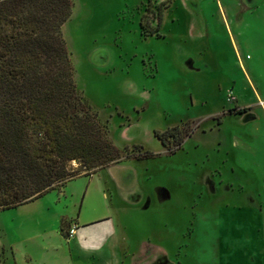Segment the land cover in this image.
<instances>
[{
	"label": "rangeland",
	"instance_id": "1",
	"mask_svg": "<svg viewBox=\"0 0 264 264\" xmlns=\"http://www.w3.org/2000/svg\"><path fill=\"white\" fill-rule=\"evenodd\" d=\"M72 2L79 91L124 154L160 157L0 211V264H78L63 219L111 220L108 264H264V0ZM188 122L172 154L155 132Z\"/></svg>",
	"mask_w": 264,
	"mask_h": 264
},
{
	"label": "trees",
	"instance_id": "2",
	"mask_svg": "<svg viewBox=\"0 0 264 264\" xmlns=\"http://www.w3.org/2000/svg\"><path fill=\"white\" fill-rule=\"evenodd\" d=\"M72 8V0H0V211L122 161L160 157L141 145L124 154L79 91L62 33ZM193 133L188 122L155 135L174 154Z\"/></svg>",
	"mask_w": 264,
	"mask_h": 264
},
{
	"label": "crops",
	"instance_id": "3",
	"mask_svg": "<svg viewBox=\"0 0 264 264\" xmlns=\"http://www.w3.org/2000/svg\"><path fill=\"white\" fill-rule=\"evenodd\" d=\"M74 226L75 234L70 236ZM114 232L115 228L111 220L80 225L63 219L58 235L70 247L72 261L76 258L78 264H88L90 261L97 262L95 258L99 257L101 264H108L113 260L114 255V251L109 247Z\"/></svg>",
	"mask_w": 264,
	"mask_h": 264
},
{
	"label": "built area",
	"instance_id": "4",
	"mask_svg": "<svg viewBox=\"0 0 264 264\" xmlns=\"http://www.w3.org/2000/svg\"><path fill=\"white\" fill-rule=\"evenodd\" d=\"M75 229L76 227L74 226V228L70 231V236H73L75 234Z\"/></svg>",
	"mask_w": 264,
	"mask_h": 264
}]
</instances>
